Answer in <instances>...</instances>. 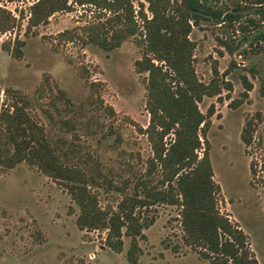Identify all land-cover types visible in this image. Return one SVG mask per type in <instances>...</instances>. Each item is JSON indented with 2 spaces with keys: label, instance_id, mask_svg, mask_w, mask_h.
Segmentation results:
<instances>
[{
  "label": "rangeland",
  "instance_id": "rangeland-1",
  "mask_svg": "<svg viewBox=\"0 0 264 264\" xmlns=\"http://www.w3.org/2000/svg\"><path fill=\"white\" fill-rule=\"evenodd\" d=\"M34 1L0 0V7L15 19L12 29L0 33V89L9 87L27 98L28 114L52 142L63 141L64 147L74 144L82 153L91 154L103 171H110L108 178L115 185L124 178L131 180L130 192L151 155L145 134L137 130L148 121L145 73L136 72L133 66L140 57L139 48L132 38L110 50L82 42V27L102 20L96 17L102 11L75 3L27 29ZM131 1L135 9L138 1L143 2ZM201 24V28L192 27L188 35L194 42L195 74L206 82L215 64L218 76L231 85L229 91L221 90L219 98L205 96L197 103L202 113L209 104L214 107L205 138L212 180L219 187L217 209L246 235L252 255L258 264H264V179L260 171L264 162V94L259 91L264 88V54H242L247 46L243 42L231 57L216 43L220 31ZM65 30L71 40L60 35ZM14 38L22 41L19 58L1 48V43L9 41L11 45ZM230 59L235 65L229 66ZM240 75L252 85L246 100H240ZM91 81L101 84L99 96L103 104L111 106L113 116L88 103L95 98L88 87ZM58 91L64 96L58 98ZM64 98L70 100L69 106ZM5 99L1 90L0 102ZM232 102L234 107L229 106ZM255 112L261 120L255 121L251 141L245 146L239 134L245 119L254 117ZM65 119L72 121L68 127L61 124ZM108 129L112 131L109 134ZM156 179L151 175L150 183ZM94 189L100 207L115 206L118 192L103 186ZM76 214V206L57 181L24 162L12 168L0 165V264H130L125 258L127 236H121V250L114 252L105 245L104 230L78 229ZM146 215H153L154 221L142 230L144 237L137 238L140 252L135 264H208L182 243L176 206L155 205Z\"/></svg>",
  "mask_w": 264,
  "mask_h": 264
},
{
  "label": "trees",
  "instance_id": "trees-1",
  "mask_svg": "<svg viewBox=\"0 0 264 264\" xmlns=\"http://www.w3.org/2000/svg\"><path fill=\"white\" fill-rule=\"evenodd\" d=\"M142 1L145 5L138 1L135 9L131 0H35L29 7L26 25L29 29L43 24L53 12L69 9L71 3L92 6L102 11L96 15L102 20L82 27V42L110 50L132 38L139 48L140 57L133 66L136 72L145 73L148 121L137 130L145 134L151 155L143 173L134 179L132 190L127 191L131 180L124 178L115 185L108 178L110 171H103L100 162L82 153L80 147L52 142L28 114L27 98L9 87L0 89L6 98L0 102V165L12 168L24 162L57 181L77 208L74 223L78 229L104 230L105 245L114 252L121 250L122 235L130 239L125 251L130 264L136 263L140 252L137 238H143L142 230L154 221V216L146 212L159 204L177 207L182 243L208 264H258L246 235L217 209L219 187L212 180L205 138L214 107L209 104L204 113L197 107L203 97L219 98L221 90L229 91L231 85L218 76L215 64L206 82L197 78L192 57L194 42L188 35L192 27L201 28L204 22L220 31L215 35L216 43L231 57L243 42L247 46L242 54H264V0ZM14 25V17L0 7V33ZM60 35L72 39L67 30ZM235 35L240 38L235 39ZM21 45L22 41L14 38L11 45L9 41L1 43V48L19 58ZM233 65L230 59L229 66ZM240 83V100H246L252 85L245 75H240ZM88 87L95 95L88 103L104 115L113 116L111 106L103 104L99 96L101 84L91 81ZM259 91L264 94L262 86ZM63 96L58 91L57 97ZM235 102L229 106L234 107ZM64 103L69 106L70 100L64 98ZM260 120L259 112L245 119L239 134L245 146L251 141L255 121ZM71 122L65 119L61 124ZM111 132L108 129L106 133ZM249 170L254 172L251 164ZM260 171L264 179V162ZM153 174L157 179L150 183ZM98 186L118 192L114 207L99 206L94 189Z\"/></svg>",
  "mask_w": 264,
  "mask_h": 264
}]
</instances>
